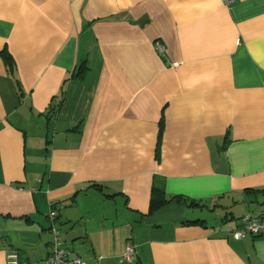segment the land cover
I'll return each instance as SVG.
<instances>
[{"label": "crops", "instance_id": "obj_1", "mask_svg": "<svg viewBox=\"0 0 264 264\" xmlns=\"http://www.w3.org/2000/svg\"><path fill=\"white\" fill-rule=\"evenodd\" d=\"M51 211L85 264H264V0H0V264Z\"/></svg>", "mask_w": 264, "mask_h": 264}, {"label": "built area", "instance_id": "obj_2", "mask_svg": "<svg viewBox=\"0 0 264 264\" xmlns=\"http://www.w3.org/2000/svg\"><path fill=\"white\" fill-rule=\"evenodd\" d=\"M226 6L232 5L235 0H223ZM162 49L159 48V51ZM57 219V213L49 212L48 221L50 223V231L53 239L49 246L48 254L42 262L34 264H85L78 257L71 256L64 248L60 240L58 230L54 222ZM239 229L232 232V237L235 240H242L246 236L257 237L264 235V214L256 217L244 215L239 219ZM135 248L127 246L123 254V260L130 263L134 260ZM5 264H27L21 262L16 253H10L6 257Z\"/></svg>", "mask_w": 264, "mask_h": 264}, {"label": "trees", "instance_id": "obj_3", "mask_svg": "<svg viewBox=\"0 0 264 264\" xmlns=\"http://www.w3.org/2000/svg\"><path fill=\"white\" fill-rule=\"evenodd\" d=\"M177 201H179V200L177 199Z\"/></svg>", "mask_w": 264, "mask_h": 264}, {"label": "rangeland", "instance_id": "obj_4", "mask_svg": "<svg viewBox=\"0 0 264 264\" xmlns=\"http://www.w3.org/2000/svg\"><path fill=\"white\" fill-rule=\"evenodd\" d=\"M213 221V220H212Z\"/></svg>", "mask_w": 264, "mask_h": 264}]
</instances>
